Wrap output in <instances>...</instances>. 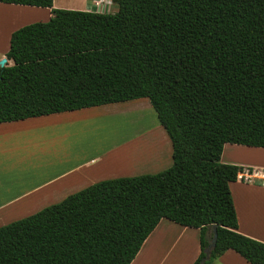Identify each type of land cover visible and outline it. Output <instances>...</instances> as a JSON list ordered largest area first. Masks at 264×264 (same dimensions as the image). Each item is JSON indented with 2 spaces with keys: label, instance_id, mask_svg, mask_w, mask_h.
I'll use <instances>...</instances> for the list:
<instances>
[{
  "label": "trees",
  "instance_id": "16d2710c",
  "mask_svg": "<svg viewBox=\"0 0 264 264\" xmlns=\"http://www.w3.org/2000/svg\"><path fill=\"white\" fill-rule=\"evenodd\" d=\"M116 13L52 9L14 32L0 68V124L146 99L171 140L163 172L98 182L0 227V264H132L166 219L200 230L201 264L233 250L264 264L241 234L222 163L227 144L264 148V0H111ZM264 184V181L261 180Z\"/></svg>",
  "mask_w": 264,
  "mask_h": 264
},
{
  "label": "crops",
  "instance_id": "0c3cea01",
  "mask_svg": "<svg viewBox=\"0 0 264 264\" xmlns=\"http://www.w3.org/2000/svg\"><path fill=\"white\" fill-rule=\"evenodd\" d=\"M76 1L54 0L53 8L100 13L118 11L111 0H78V3ZM51 12L50 8L0 3V60L6 57L10 49L14 32L30 24L49 21L52 16ZM8 63L12 62L8 61ZM132 103L134 102L0 124V227L58 204L68 196L98 182L144 175L143 172L122 171V166H126L132 159L124 163L125 161L120 158L121 155L109 160L104 152L93 153L89 147L80 150L79 132L75 131L72 126L78 121L77 118L102 111V108L125 105L127 107L122 109H127ZM37 127L44 128L38 132L35 131ZM82 137L84 141L88 139ZM19 141L32 145L42 144L44 149L48 147L43 151V156L32 157L31 152L25 153L21 150ZM236 146L238 148L239 145ZM254 149L264 152V148ZM169 158L172 160V150ZM109 166L115 170L111 171ZM243 167L252 168L249 165ZM253 170L256 175V169ZM258 178H260L259 175L258 177L252 176L251 179ZM250 182L251 180L248 183L239 180L230 185L239 221L238 231L264 243V186ZM162 221L154 230V234L157 233ZM169 222H171V227L167 230H171V240L182 242L180 247L176 248L178 250L176 264H194L201 252L200 230ZM150 238L146 240L132 264H154L153 260H149L151 250L144 251ZM214 264L251 263L235 251L229 250Z\"/></svg>",
  "mask_w": 264,
  "mask_h": 264
},
{
  "label": "rangeland",
  "instance_id": "374dc122",
  "mask_svg": "<svg viewBox=\"0 0 264 264\" xmlns=\"http://www.w3.org/2000/svg\"><path fill=\"white\" fill-rule=\"evenodd\" d=\"M76 3H78V0ZM115 8L118 9V6L115 5ZM10 64L12 65V63ZM131 102L134 103L129 104V108L135 106H138V108L146 107L147 111L145 110V114L143 115L144 120L141 121L140 126L135 125V122H133V126L126 125L129 116L125 115L127 112L123 111L129 108L122 109L127 107L125 105L102 108L101 112L97 111L93 114L77 118L78 121L76 120L77 122L72 126L75 131L79 132V149L83 150L85 147H89L93 153L104 152L109 160L121 155L120 158L125 161L124 163L128 162L126 161L127 157H132L129 158L132 160L126 166H122V171H136L143 172L144 174L163 172L172 165V160L169 158L172 150L171 140L160 125L157 114L148 100L141 99ZM118 127L122 130L128 128L126 131H121ZM43 128L37 127L35 131L40 132ZM82 136L88 139L84 141ZM19 142L21 150L25 153L31 152L30 155L32 157L35 155L39 157L43 156V151L48 147L46 146L44 149L42 148V144L32 145L27 142ZM222 163L238 166L249 165L252 169L255 168L257 171L256 175L254 172L253 175L245 173V176L251 180L250 183L264 186L261 181H264V152H259L254 148L245 146H238L237 148L236 145L227 144L224 148ZM109 169L111 171L115 170L111 166H109ZM258 175L260 178L251 179L252 176L258 177ZM168 227H171V222L163 219L156 231L157 233L151 234L152 237H149L150 241L146 248H144V251L151 250L149 260H153L154 264H176L178 261V250L176 248L180 247L182 242L171 240V230H167Z\"/></svg>",
  "mask_w": 264,
  "mask_h": 264
},
{
  "label": "bare ground",
  "instance_id": "6f19581e",
  "mask_svg": "<svg viewBox=\"0 0 264 264\" xmlns=\"http://www.w3.org/2000/svg\"><path fill=\"white\" fill-rule=\"evenodd\" d=\"M137 107V108H136ZM148 108V107H147ZM135 110V111H134ZM145 110H146V107H142V108H138V106H135V107H133V108H129L128 110H125V111H123V112H127L125 115H127V116H129L128 118H127V121L128 122H126V125H128V126H133V122H135V125H137V126H140V124H141V121L142 120H144V118H143V115L145 114ZM129 111V112H128ZM144 111V112H143ZM147 111V110H146ZM149 111H150V109H149ZM140 116V117H139ZM117 122V121H116ZM136 126V127H137ZM119 128V130H121V131H126L127 130V128L125 129V130H122L120 127H118ZM129 128H131V127H129ZM129 158H132V157H127L126 158V160L127 159H129ZM129 160H131V159H129Z\"/></svg>",
  "mask_w": 264,
  "mask_h": 264
},
{
  "label": "water",
  "instance_id": "95a60500",
  "mask_svg": "<svg viewBox=\"0 0 264 264\" xmlns=\"http://www.w3.org/2000/svg\"><path fill=\"white\" fill-rule=\"evenodd\" d=\"M8 63V59L7 57L3 58L0 60V68H4ZM213 232H214V236L211 240V243L209 245V247L205 250V258L202 260L201 264H205L206 262L210 261L211 259V255H212V251L213 249L216 247L217 244V238H218V233H217V227L214 226L213 227Z\"/></svg>",
  "mask_w": 264,
  "mask_h": 264
},
{
  "label": "built area",
  "instance_id": "2783aa9c",
  "mask_svg": "<svg viewBox=\"0 0 264 264\" xmlns=\"http://www.w3.org/2000/svg\"><path fill=\"white\" fill-rule=\"evenodd\" d=\"M251 177V176H250Z\"/></svg>",
  "mask_w": 264,
  "mask_h": 264
}]
</instances>
